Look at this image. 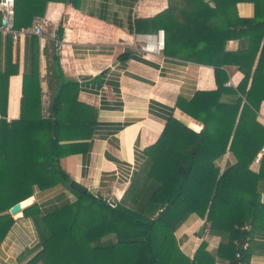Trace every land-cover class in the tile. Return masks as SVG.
Instances as JSON below:
<instances>
[{
    "label": "trees",
    "instance_id": "16d2710c",
    "mask_svg": "<svg viewBox=\"0 0 264 264\" xmlns=\"http://www.w3.org/2000/svg\"><path fill=\"white\" fill-rule=\"evenodd\" d=\"M51 1L65 2L14 0L13 29L31 27ZM90 2L91 6L84 0L67 4L81 12L88 6L97 14H86L117 26L105 15L112 4L117 2L130 15L138 0ZM242 2L254 5L252 18L238 17L236 5ZM62 24L53 38L46 37L52 56L47 108L38 36L24 37L20 112L11 121L6 119L8 81L16 66L8 35L5 64L0 68V214L36 191L56 185L73 195L70 201L32 204L22 210L33 221L40 247L26 264H236V252L242 264H249L254 252L263 254L264 203L259 187H264V155L258 172L250 166L264 146V128L256 121L264 101V69L256 64V58L264 56V0H169L168 7L154 17L133 21L134 33L164 31L166 56L212 67L217 89L198 91L189 101L177 99L176 108L201 121L202 131L196 134L168 119L159 140L145 149L143 163L117 202L82 193L85 189L59 165L62 156L83 149L78 145L86 143L69 142L89 139L96 117L95 109L77 100V85L62 73L57 53ZM230 41L239 42L234 52L226 50ZM226 66L244 75L236 89L240 96L235 93L233 103L220 101L228 80ZM226 151L237 162L220 173L215 161ZM226 187L256 197L249 214L245 201L223 192ZM192 215L211 222V235L221 240L213 251L202 241L190 259L180 250L175 232ZM13 223L9 215L0 217V243ZM243 243L246 250L240 249Z\"/></svg>",
    "mask_w": 264,
    "mask_h": 264
},
{
    "label": "crops",
    "instance_id": "0c3cea01",
    "mask_svg": "<svg viewBox=\"0 0 264 264\" xmlns=\"http://www.w3.org/2000/svg\"><path fill=\"white\" fill-rule=\"evenodd\" d=\"M84 1L92 5L90 1L94 0ZM67 2L51 1L46 4L42 17L45 37L53 38L57 26L63 23L62 40L57 46L62 73L77 85V100L95 109L96 117L89 139L69 142L86 143L78 145L83 149L62 156L59 165L70 180L87 192L105 200L119 201L128 182L143 163L145 149L159 140L168 119H175L196 134L202 131L203 123L176 108V101L178 98L189 101L198 91H215L214 69L164 53L144 56L136 50L134 36L140 33H134L133 21L154 17L168 7L169 0H138L130 15L124 7L114 2L105 15L120 24L117 26L86 14L91 12L88 6H83L84 13ZM236 12L238 17L250 19L254 16V5L238 3ZM91 13L97 14V10ZM0 35V68L3 70L7 35L1 32ZM24 37L15 43L12 41L11 60L16 66V74L8 81L7 121L19 117ZM47 38L39 41L40 80L46 103L52 95L48 90L47 73L52 56ZM239 46L238 41H230L226 50L234 52ZM256 64L264 69V56H258ZM223 69L228 80L223 86L226 91L220 101L233 103L240 96L236 89L244 75L234 66ZM249 86L250 83L246 89ZM256 121L264 128V101L258 106ZM262 155L264 146L250 166L252 172H258ZM236 162L235 156L226 151L215 161V165L222 173ZM53 190L36 191L33 194L34 203L44 205L54 201L56 205L73 199L72 193L64 187L58 188L56 193H52ZM259 190L260 202L264 203L263 184H260ZM223 192L245 201L246 213L251 212L255 196L235 187H226ZM27 203V199L20 202L22 210L30 206ZM5 215L11 216L7 211L1 213L0 217ZM11 217L14 223L0 243V264H26L40 252L39 238L30 218H25L22 212L16 218ZM202 225L204 232L199 238L197 232ZM211 230V222L190 216L175 232L180 250L192 259L201 242L206 241L207 249L213 251L221 239L212 236ZM25 252L28 254L19 259ZM249 264H264V253L254 252Z\"/></svg>",
    "mask_w": 264,
    "mask_h": 264
},
{
    "label": "built area",
    "instance_id": "2783aa9c",
    "mask_svg": "<svg viewBox=\"0 0 264 264\" xmlns=\"http://www.w3.org/2000/svg\"><path fill=\"white\" fill-rule=\"evenodd\" d=\"M13 15L14 0H0V32L10 36L14 43L25 35H36L40 39L46 38L44 33L45 21L42 17L34 18L31 27L16 31L13 29ZM134 43L136 50L140 54L144 56H159L165 48L164 31L158 30L154 33L137 34L134 36ZM247 248L248 245L243 243L240 249L246 250ZM235 258L237 260L236 264H242L239 252H236Z\"/></svg>",
    "mask_w": 264,
    "mask_h": 264
},
{
    "label": "water",
    "instance_id": "95a60500",
    "mask_svg": "<svg viewBox=\"0 0 264 264\" xmlns=\"http://www.w3.org/2000/svg\"><path fill=\"white\" fill-rule=\"evenodd\" d=\"M67 1H70V0H67ZM72 186V185H71ZM82 193H86V190L85 191H83ZM34 202V200L32 201V203ZM31 203V204H32ZM21 213L22 212V208H21V206H20V203H17V204H15V205H13L10 209H9V214L10 215H16L17 213ZM14 218H16V217H14ZM203 232H204V225H202L200 228H199V230H198V232H197V236L200 238L202 235H203Z\"/></svg>",
    "mask_w": 264,
    "mask_h": 264
},
{
    "label": "rangeland",
    "instance_id": "374dc122",
    "mask_svg": "<svg viewBox=\"0 0 264 264\" xmlns=\"http://www.w3.org/2000/svg\"><path fill=\"white\" fill-rule=\"evenodd\" d=\"M44 33H45V27H44ZM44 96V95H43ZM43 103H44V109L46 108V107H48V102L46 103V101H44L43 100ZM58 188H61V189H63V187H61L60 185H56V186H54V187H51V188H47V189H44V190H42V191H46V190H49V189H54L53 191H52V193H56L57 192V190H58ZM65 189V188H64ZM66 190V189H65ZM66 191H68V190H66ZM35 194V193H34ZM48 195V194H47ZM34 196V195H33ZM33 196H31V198H33ZM45 197V196H44ZM33 200H34V198H33ZM115 202H117L116 200H115ZM32 204H36V203H32ZM32 204H30V205H32ZM36 205H38V204H36ZM11 216H14V215H11Z\"/></svg>",
    "mask_w": 264,
    "mask_h": 264
},
{
    "label": "bare ground",
    "instance_id": "6f19581e",
    "mask_svg": "<svg viewBox=\"0 0 264 264\" xmlns=\"http://www.w3.org/2000/svg\"><path fill=\"white\" fill-rule=\"evenodd\" d=\"M28 200V203H27V205H30L31 203H32V201H33V198H28L27 199ZM25 201V200H24ZM20 206H21V208H23L22 207V204H20ZM21 215V213L19 212V213H17L16 215H14V217H18V216H20Z\"/></svg>",
    "mask_w": 264,
    "mask_h": 264
}]
</instances>
